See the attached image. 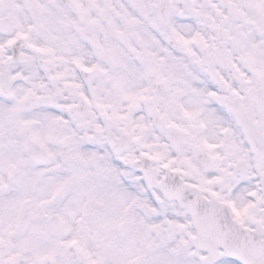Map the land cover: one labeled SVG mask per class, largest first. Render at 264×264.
<instances>
[{"label": "snow or ice", "instance_id": "1", "mask_svg": "<svg viewBox=\"0 0 264 264\" xmlns=\"http://www.w3.org/2000/svg\"><path fill=\"white\" fill-rule=\"evenodd\" d=\"M0 264H264V0H0Z\"/></svg>", "mask_w": 264, "mask_h": 264}]
</instances>
